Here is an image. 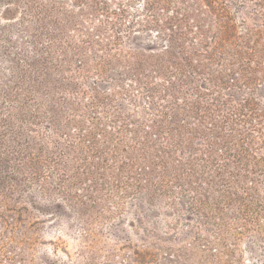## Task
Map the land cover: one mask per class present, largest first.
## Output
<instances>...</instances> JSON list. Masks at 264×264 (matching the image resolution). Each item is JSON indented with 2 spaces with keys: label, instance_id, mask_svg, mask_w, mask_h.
<instances>
[{
  "label": "rangeland",
  "instance_id": "obj_1",
  "mask_svg": "<svg viewBox=\"0 0 264 264\" xmlns=\"http://www.w3.org/2000/svg\"><path fill=\"white\" fill-rule=\"evenodd\" d=\"M216 7L0 0V264H264V137L205 154L199 120L222 98L264 106V60L245 80L223 28L262 32L264 0ZM219 168L254 180L223 191Z\"/></svg>",
  "mask_w": 264,
  "mask_h": 264
},
{
  "label": "trees",
  "instance_id": "obj_2",
  "mask_svg": "<svg viewBox=\"0 0 264 264\" xmlns=\"http://www.w3.org/2000/svg\"><path fill=\"white\" fill-rule=\"evenodd\" d=\"M205 5L210 8V10L213 12V14L217 16H223V14H218V10H224L222 7H216L218 0H203ZM222 13V12H221ZM4 16H2L1 19H3ZM33 18L35 19L38 24L42 23V19H40L38 16H36L33 13ZM187 17L185 18H177L174 17L170 21V26L175 25L174 27L181 28L182 26L190 27V25L186 24ZM221 23V22H220ZM223 28L227 27V31L225 32L226 35L233 37V39L241 38L243 39L244 43V49L240 48V52L236 54V61L237 65L239 66V69L242 70L244 73L242 77H245V80L248 81L249 76L246 77V74L248 70H252V66L254 64H261L264 60V42L261 43V38L264 40V30L261 32L250 30V32L247 34V36H236L234 32L233 25L229 24L228 22H225L223 24ZM173 28V27H172ZM168 29H171V27H168ZM172 33L179 32V30H172ZM182 34V33H181ZM223 38L220 37V39L217 38L218 43L221 44L223 41H221ZM253 43V45L251 44ZM258 44H260L261 48L258 47ZM247 67V69H245ZM246 71V72H245ZM256 72V70H252V72H248L249 75H252V73ZM251 80H253V77H251ZM231 99H219L218 105H214L215 108H206L207 114L206 115H200L199 114V120L201 123L209 122L210 124L215 125V132L213 136V140H210L207 138L209 142V148L205 149L204 153H214L215 147L218 145L220 152L223 154L224 157L228 158H235L237 159V155L240 153L247 154L248 149H245L244 146H248L249 144H254L255 141V135L254 133H260L264 137V106H259L255 98L253 97H247L239 100H235L236 104L231 103ZM216 115L218 117H216ZM211 120V121H208ZM213 121L217 122L214 123ZM180 137L183 136V132L179 133ZM206 137V136H205ZM206 139V138H205ZM180 142H187L186 139H180ZM186 144V143H185ZM236 145H241V150H237L235 148ZM215 146V147H214ZM193 173L190 174L191 176L195 177V173H205V167L200 169L199 171L197 168L190 169ZM184 170L180 171V173L177 171L175 178L180 180L181 176H184ZM218 174V182L219 185L223 187V191L228 190L232 184L239 185L244 183V189H247L246 184L248 181H253L254 178L252 177L255 172L248 171L244 174L239 175V178L236 175V178L231 179L228 177V174H225L223 170L220 168L217 171ZM178 176V177H177ZM252 177V178H251ZM197 181V180H196ZM253 183V182H252ZM207 184V182H206Z\"/></svg>",
  "mask_w": 264,
  "mask_h": 264
}]
</instances>
